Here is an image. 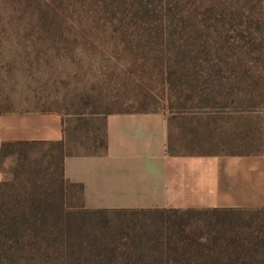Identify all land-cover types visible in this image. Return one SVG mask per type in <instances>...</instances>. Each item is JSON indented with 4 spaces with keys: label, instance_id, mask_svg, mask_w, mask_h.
Segmentation results:
<instances>
[{
    "label": "trees",
    "instance_id": "1",
    "mask_svg": "<svg viewBox=\"0 0 264 264\" xmlns=\"http://www.w3.org/2000/svg\"><path fill=\"white\" fill-rule=\"evenodd\" d=\"M39 1L32 20L59 29L65 49L90 44L135 72L148 68L163 79L168 113L191 131L208 129L218 144L256 140L244 153L263 152L251 115L264 104V0ZM188 143L170 140L168 151ZM64 149V140L1 145L0 159L8 151L17 164L0 181V264H264V224L235 216L264 209H86L82 186L64 178ZM105 150L103 132L81 153ZM108 212L158 216L143 241L116 232ZM191 213L212 214L209 229H192Z\"/></svg>",
    "mask_w": 264,
    "mask_h": 264
},
{
    "label": "crops",
    "instance_id": "2",
    "mask_svg": "<svg viewBox=\"0 0 264 264\" xmlns=\"http://www.w3.org/2000/svg\"><path fill=\"white\" fill-rule=\"evenodd\" d=\"M182 121L159 110L105 114V152L65 154L64 178L82 186L83 206L90 210L264 209V113L261 153L218 152L208 129L191 131L195 125ZM63 140L59 112L0 113V148ZM170 140L191 148L169 153Z\"/></svg>",
    "mask_w": 264,
    "mask_h": 264
},
{
    "label": "rangeland",
    "instance_id": "3",
    "mask_svg": "<svg viewBox=\"0 0 264 264\" xmlns=\"http://www.w3.org/2000/svg\"><path fill=\"white\" fill-rule=\"evenodd\" d=\"M25 2L0 0V112H59L65 121L66 153L92 150L103 134V117L107 112L159 110L168 114V95L160 76L148 68L147 72L139 68L135 72L131 64L122 61L119 65L107 52L91 48L90 44L87 48L65 49L59 41V29H48V33L32 20L30 12H36L41 1L33 0L31 7ZM63 29L67 31V26ZM263 113L264 104L251 115L253 125L258 126ZM257 143H224L218 145L217 151L244 153L254 151ZM16 164V155L7 151L0 159L4 180L12 179ZM74 202L78 200L74 198ZM103 216L116 232L122 230L123 236L145 241L149 225L158 214L108 212ZM187 216L192 229L205 231L213 215ZM235 216L264 224V211L240 212Z\"/></svg>",
    "mask_w": 264,
    "mask_h": 264
}]
</instances>
